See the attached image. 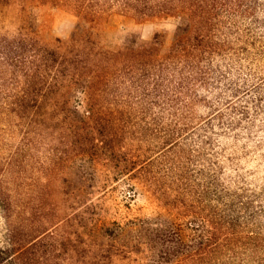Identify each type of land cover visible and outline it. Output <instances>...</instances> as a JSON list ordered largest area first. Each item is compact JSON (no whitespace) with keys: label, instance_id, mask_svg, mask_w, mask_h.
<instances>
[{"label":"trees","instance_id":"obj_1","mask_svg":"<svg viewBox=\"0 0 264 264\" xmlns=\"http://www.w3.org/2000/svg\"><path fill=\"white\" fill-rule=\"evenodd\" d=\"M63 3L76 30L45 41L40 11ZM116 16L179 23L162 54L160 34L110 46ZM0 120L16 137L6 171L39 147L44 165L103 164L136 192L203 211L198 226L102 223L93 246L58 231L75 214L30 239L17 194L0 192V264H115L134 246L138 264H264V0H0Z\"/></svg>","mask_w":264,"mask_h":264},{"label":"rangeland","instance_id":"obj_2","mask_svg":"<svg viewBox=\"0 0 264 264\" xmlns=\"http://www.w3.org/2000/svg\"><path fill=\"white\" fill-rule=\"evenodd\" d=\"M40 13L47 22L45 41L69 40L79 23L76 12L64 3L43 6ZM178 23L174 18L140 22L116 16L111 19V26L107 29V42L110 46L121 44L127 39L149 43L155 40L156 34H160L158 47L163 54L174 39ZM9 122L0 120V192L7 194L11 191L17 194L22 207L20 217L26 226L25 233L31 234L30 239L45 230L44 224L47 221L55 223L67 214H75L73 217L76 220L59 228L60 233L64 232L63 239L70 236L74 240L80 236L79 242L87 241L93 246L100 243L97 233L102 223L124 224L149 217L159 218V221L161 219L162 224H170L172 221L185 225L190 220L196 226L201 224L203 211L200 207L193 203L184 206L177 204L173 202L175 195L160 202L150 195L141 194V191L136 192L127 180H115L114 172L103 164L94 166L89 161L62 162L56 158L49 166L44 165L45 151L37 147L31 152L29 149L25 152L26 160L23 164L6 171L7 160L16 139ZM178 149L181 148H175L173 152ZM169 155L174 158L175 153ZM167 162L172 163L168 159ZM82 221L86 227L80 230L78 225ZM7 229L5 215L0 208V250L7 248ZM115 242L106 241V249L112 252L118 249ZM133 250L129 259L121 256L115 258V264H138L141 260L139 248L134 246ZM78 260L82 261L75 254L71 263L75 264Z\"/></svg>","mask_w":264,"mask_h":264}]
</instances>
